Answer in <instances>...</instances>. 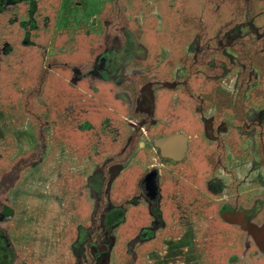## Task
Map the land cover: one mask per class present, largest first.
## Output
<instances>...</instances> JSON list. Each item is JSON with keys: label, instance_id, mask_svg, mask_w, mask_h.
Segmentation results:
<instances>
[{"label": "rangeland", "instance_id": "obj_1", "mask_svg": "<svg viewBox=\"0 0 264 264\" xmlns=\"http://www.w3.org/2000/svg\"><path fill=\"white\" fill-rule=\"evenodd\" d=\"M111 4L138 28L127 29L132 57L115 71L99 46V14ZM256 8L237 16L228 0H0V176L20 156L44 152L0 198L16 259L0 238V264H264V250L235 220L264 225V76L249 72L244 123L215 126L208 95L216 82L238 93L243 64L228 47L264 38ZM185 9L211 27L205 44L194 35L180 46L171 25ZM181 51L194 62L207 54L213 68L218 53L227 63L198 67L188 86ZM134 62L152 68L131 111L119 78L143 71ZM170 134L187 138L180 162L154 147ZM134 138L130 159L105 170ZM150 172L157 216L137 188Z\"/></svg>", "mask_w": 264, "mask_h": 264}, {"label": "trees", "instance_id": "obj_2", "mask_svg": "<svg viewBox=\"0 0 264 264\" xmlns=\"http://www.w3.org/2000/svg\"><path fill=\"white\" fill-rule=\"evenodd\" d=\"M228 2L231 8L236 12L237 16L242 15V11H244L245 5H248L251 8L257 7L261 11H264V0H228ZM111 5L106 7L99 14L100 19L103 20L102 22L104 23V29L101 34L102 35L101 39L99 38L100 39L99 46L101 50H105L106 52L108 51L110 55L113 57V60L111 61L112 63L111 65L113 69L112 71H115L116 69L121 68L124 64H128L129 59L132 57L131 53L133 49V44L130 40L129 32L127 31V29L131 30L132 34L134 33L138 34L137 32L138 28L133 27L131 25L132 24L131 21L129 22L126 21L125 13L118 6H114V5L111 6ZM184 11L185 13L180 15L177 24L176 21L173 20V23L171 25V28H173L174 25L176 26L172 30L176 32L180 46L184 45L185 43H189L191 37L194 35H200L201 37H203L202 38L203 44H205L206 40L209 39L208 31L209 29H211V27L208 26L207 22L201 20L196 10L191 11L189 9H185ZM147 29L148 31H152L150 25L148 26ZM164 37L165 36H163L161 40H164ZM149 39L150 40L155 39L151 32L149 34ZM122 48L124 49L122 50L124 52L123 53L120 52L119 54L115 55V51L119 49L121 50ZM228 48L233 54H235L238 61L243 64V69L241 73L242 74L241 86L236 96H233L231 93L222 90L218 82L215 83V87L212 89V91L209 92L208 94L209 101L211 107H213L214 109L213 111H214L215 126H218L223 119H231L233 122L235 121H240L243 123L245 122V120H243V114L245 111L243 95L246 91V88H248L249 86L251 87L252 84L254 83V78L249 76V72L252 69V67H254L258 69L261 77L264 76V57H263L264 38H260L259 40H251L250 38L237 39L234 40ZM209 58L212 57H208V55L206 54L203 55L198 62H194L188 56L183 54L182 51L179 53V55L175 56L177 65L183 67L186 70L187 73L186 78H187L188 86L189 83L192 81L190 79L192 73L195 72L198 67L202 65H207ZM213 62H214V68L213 66L210 67L209 64L207 65V67L210 68L209 70H214L216 67H219L221 62L227 63V59L223 55H220L218 53L216 54V56H213ZM172 64L171 67H173ZM132 65L135 67H139V66L141 67V64L136 62H134V64ZM150 67H151L150 64H145L144 67H141L143 68V71H141L140 73H135L132 75L126 74L119 78L123 91L126 92L131 99L129 105L131 111L133 108V100L135 99L138 91H140V89L148 82L149 79L148 72L144 70L151 69L152 67L151 68ZM37 82L38 85H41L43 81L42 79L38 78ZM263 91L264 90L262 89L261 90L258 89L257 92H263ZM164 136H169V135H164ZM136 142L137 139L134 138L132 142L129 144L130 146L126 147L120 154L114 156L113 158L105 162V164L103 165V167H105V170H107V168L110 167L111 165L122 163L130 159L134 150L133 144H136ZM43 153L44 152L42 148L39 150L30 151L28 152V154L20 156L9 169H6V171L1 172L0 198L1 196L5 195L15 185V183L19 179L20 173L23 170L32 166L35 162H37L43 156ZM260 161L261 164L264 166V157H262ZM207 162L210 165H212L213 169H215L216 166L215 165L213 166V164L211 163L210 156L207 157ZM105 170H104L103 179H106L108 177V173ZM144 174H141L140 177L138 178L137 188L140 191V193L143 196H145V198L147 199L146 192L144 189V183H143ZM104 183L105 180L103 184ZM6 207L7 206L0 200V213L6 212L5 210ZM149 208L153 215L155 216L158 215L157 198L150 202ZM112 215H118L120 217V212H116L115 214ZM4 234L8 236L7 231L4 232ZM9 245L11 246V243H9ZM99 248L101 251L106 250L105 246H99ZM11 260L12 263L16 260L15 254L11 256Z\"/></svg>", "mask_w": 264, "mask_h": 264}, {"label": "water", "instance_id": "obj_3", "mask_svg": "<svg viewBox=\"0 0 264 264\" xmlns=\"http://www.w3.org/2000/svg\"><path fill=\"white\" fill-rule=\"evenodd\" d=\"M153 144L158 150L162 159L170 160L176 163L182 161L185 158L187 150V138L183 134L161 136L156 138ZM155 177L156 172H150L143 179L146 196L150 201L155 200L157 196ZM235 220L264 247V225L259 228L251 227L244 222L241 216L236 217Z\"/></svg>", "mask_w": 264, "mask_h": 264}, {"label": "flooded vegetation", "instance_id": "obj_4", "mask_svg": "<svg viewBox=\"0 0 264 264\" xmlns=\"http://www.w3.org/2000/svg\"><path fill=\"white\" fill-rule=\"evenodd\" d=\"M1 177V176H0ZM147 197V196H146ZM157 198V197H156ZM155 198V199H156ZM6 212H2V213H0V223L1 222H6L7 220H9V214H8V212H10V210L8 209V207H6ZM8 214V215H7ZM6 220V221H5ZM4 232H6L3 228H1L0 227V238H1V240H2V242L1 243H3L4 244V246L6 247V249H7V251L9 252V253H11V256L13 255V254H15V248H14V245L12 244V241H11V239H10V237H9V235L7 236V235H5L4 234ZM8 238V239H7ZM9 239H10V241H9ZM255 240V243L259 246L258 248L260 249V250H264V247L261 245V243L259 242V241H257L256 239H254ZM9 243H11V246L9 245Z\"/></svg>", "mask_w": 264, "mask_h": 264}, {"label": "crops", "instance_id": "obj_5", "mask_svg": "<svg viewBox=\"0 0 264 264\" xmlns=\"http://www.w3.org/2000/svg\"><path fill=\"white\" fill-rule=\"evenodd\" d=\"M156 176H157V172H156ZM155 182H156V177H155ZM156 186H157V183H156ZM144 189H145V186H144ZM145 192H146V190H145ZM157 196H158V187H157ZM147 200H149V199L147 198ZM149 202H151V201L149 200Z\"/></svg>", "mask_w": 264, "mask_h": 264}]
</instances>
